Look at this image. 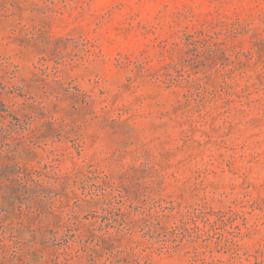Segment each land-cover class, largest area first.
<instances>
[{"label":"rangeland","instance_id":"1","mask_svg":"<svg viewBox=\"0 0 264 264\" xmlns=\"http://www.w3.org/2000/svg\"><path fill=\"white\" fill-rule=\"evenodd\" d=\"M0 264H264V0H0Z\"/></svg>","mask_w":264,"mask_h":264}]
</instances>
